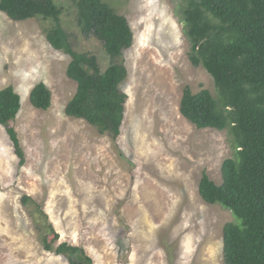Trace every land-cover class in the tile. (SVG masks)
Returning <instances> with one entry per match:
<instances>
[{
  "label": "rangeland",
  "instance_id": "1",
  "mask_svg": "<svg viewBox=\"0 0 264 264\" xmlns=\"http://www.w3.org/2000/svg\"><path fill=\"white\" fill-rule=\"evenodd\" d=\"M105 1L134 32L115 138L66 115L77 82L67 74L72 57L47 39L54 21H16L0 10V90L12 85L21 96L12 125L25 154L21 165L0 124V264H70L45 249L24 195L42 204L59 234L55 247L80 246L94 264H225L223 228L235 217L206 202L199 184L204 172L221 183L234 150L227 129L198 128L180 110L187 86L217 95L213 76L190 61L185 0ZM55 2L75 50L95 54L105 70L110 58L97 37L82 34L75 2ZM40 82L52 93L46 110L30 101Z\"/></svg>",
  "mask_w": 264,
  "mask_h": 264
},
{
  "label": "trees",
  "instance_id": "2",
  "mask_svg": "<svg viewBox=\"0 0 264 264\" xmlns=\"http://www.w3.org/2000/svg\"><path fill=\"white\" fill-rule=\"evenodd\" d=\"M73 1L82 34L97 37L110 58L105 70L95 54L75 50L61 22L64 8L55 0H0V10L16 21L38 16L54 21L45 30L47 39L72 57L67 74L77 82L66 115L115 138L121 132L128 97L121 89L128 76L122 57L134 44V32L128 18L105 0ZM183 12L190 61L213 76L217 95L208 89L195 93L187 86L181 113L198 128L227 129L234 150L222 163L223 181L217 183L204 172L199 192L206 202L221 204L235 217L223 228L224 263L264 264V0H185ZM30 101L36 108H50L51 90L38 83ZM21 108V96L12 85L0 90V124L7 128L23 165L25 154L12 125ZM22 203L33 207L45 249L64 255L70 264H94L80 246L67 242L54 246L59 234L41 203L29 195L22 197Z\"/></svg>",
  "mask_w": 264,
  "mask_h": 264
}]
</instances>
